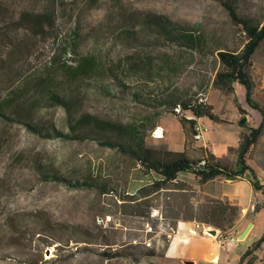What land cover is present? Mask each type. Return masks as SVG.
Instances as JSON below:
<instances>
[{
  "label": "rangeland",
  "instance_id": "rangeland-1",
  "mask_svg": "<svg viewBox=\"0 0 264 264\" xmlns=\"http://www.w3.org/2000/svg\"><path fill=\"white\" fill-rule=\"evenodd\" d=\"M46 8L54 9L57 19L55 29L42 35L39 27L49 25L43 17ZM24 9L35 12L26 16L21 12ZM237 10L264 17V0H239ZM125 20L129 27L124 33ZM120 35L132 39L120 43L116 38ZM242 35L216 0H0V91L15 85L18 77L38 72L55 53L74 42L83 51L77 58L102 48L106 51L104 66L134 79L126 80L127 85L118 78L107 79L114 95L88 84L80 103L73 102L80 93L70 86L71 99L61 98L57 91L49 92L52 86L47 83L48 92H40L32 108H46L33 120L42 124L52 119L50 135L37 136L26 125L0 119V264H158V256L148 258L140 252L147 249L148 241L161 253L167 228L158 234L145 232L149 219L122 215L109 195L40 180L33 167L51 162L65 174L79 175L77 170L89 161L120 182L131 161L117 148L128 145L136 134H143L149 147L183 150L192 158L207 149L223 165L233 167L234 148L240 132L246 130L239 119L245 115L247 125L254 120L258 124L261 115L252 108L244 114L238 110L237 105L248 106L242 85L234 84L231 92L213 86L215 73L222 68L215 46L221 43L229 50L237 49ZM117 54L121 61H112L110 56ZM180 64L183 67L178 69ZM263 65L264 40L251 67L257 82L252 96L264 106V89L258 84ZM170 75L171 81L167 80ZM199 101L210 107L214 120L193 114ZM186 118L198 119L203 126L200 140L193 139L189 123L182 126ZM58 125L67 135H59ZM249 163L264 183V135L252 147ZM143 176L131 174L130 191ZM180 181L190 187L181 193L192 204L205 202L208 195L190 175ZM208 186L218 194L231 184L215 180ZM164 193L154 199L160 211ZM105 215L119 224H97L95 217ZM252 219L248 238L238 239L244 250L264 232V205ZM94 227H101L113 240L83 241L84 231H97ZM103 251L123 255L105 258ZM249 263L250 257L245 264Z\"/></svg>",
  "mask_w": 264,
  "mask_h": 264
},
{
  "label": "trees",
  "instance_id": "trees-1",
  "mask_svg": "<svg viewBox=\"0 0 264 264\" xmlns=\"http://www.w3.org/2000/svg\"><path fill=\"white\" fill-rule=\"evenodd\" d=\"M228 13L232 25L243 33L241 45L237 49L229 50L221 43L215 46L217 55L222 64V68L215 73L213 86L223 92L234 90V84H240L244 88V101L252 109L257 110L261 119L256 125H247V120L239 123L246 126V130L241 131L238 138L237 146L234 148L236 161L233 167L223 165L220 160L207 149H203V154L198 158H192L183 150L176 151L167 148H154L146 145L143 134L134 135L129 144L117 148V152L124 155L131 165L124 170V180L113 181L108 173H103L100 164L98 169L89 163L83 169L77 170L79 175H68L61 171L60 167L51 162L37 164L33 167V172L43 181H55L62 183L69 189H93L98 195H109L113 199L112 204L116 211L122 215L135 216L149 219V213L154 207V199L164 191V202L160 211L164 217V227L167 230L174 227L178 219L195 220L206 226L214 227L218 234L226 237L234 234L233 230L240 215V209L237 204L231 202L226 197L209 195L205 202L197 205L192 204L185 193L181 190H188L190 187L180 181L182 176L190 175L194 182L203 183L215 177L234 180L239 177L247 178L254 191H259L264 196V183L260 176L249 163L252 147L255 145L258 137L264 130V106L252 96V91L256 82L252 77V57L264 40V17L257 18L248 14H240L237 10L239 0H216ZM62 3V1H61ZM43 9V17L48 21L46 27H39L42 35L47 31L52 32L55 29L57 14L54 9ZM54 10V11H53ZM23 15L32 16L35 11L22 10ZM20 12V13H21ZM38 10L37 13H41ZM130 14H127L129 17ZM126 21V20H125ZM190 24V23H188ZM122 26V32L128 29L127 21ZM77 35V33H74ZM126 38L116 37L120 43L132 39L130 35ZM13 50V49H12ZM83 52L78 49L76 42L72 43L69 48H64L63 52L55 53L51 59L32 75L26 78L18 77L15 85L10 86L5 91H0V119L6 122H16L31 128L32 133L40 135H50V126L52 119H46L45 123H36L33 119L41 117L40 109L32 108V104L39 99L40 92H48L46 84L50 83L52 89L50 93L57 91L61 98H70L67 87L70 86L75 92L80 93L73 102L80 103L84 92L88 89V84L98 85L105 95H114L107 79L118 78L123 85H127L126 80H134L131 76H119L116 72L103 65V57L106 51L102 48L85 51V57H78V53ZM12 53V52H11ZM123 54V53H121ZM121 54L110 56L113 61L120 62ZM180 69L182 64L178 66ZM98 70V71H97ZM99 75L98 79L94 78ZM173 75L167 77L171 81ZM38 85V86H36ZM129 85H131L129 83ZM236 100V99H235ZM45 105V104H44ZM196 109L193 112L195 116L207 115L212 120L216 117L211 113L210 107L204 102H197ZM241 113L244 109L237 105ZM194 119H183L181 124L185 128L187 123L192 127ZM32 125V126H31ZM34 125V126H33ZM58 125L56 131L61 137L67 133ZM62 139V138H60ZM202 157L204 163H201ZM131 168V169H130ZM131 174L135 177L144 175L137 186L131 188L129 180ZM129 177L127 178V176ZM259 209L257 205L255 211ZM153 225L159 226L158 220L153 219ZM97 231H84L85 242H97L102 240L103 243L111 242L113 239L110 235L102 233L101 227H94ZM159 229V228H157ZM114 236V235H113ZM264 241V232L255 239L250 246L243 252L240 259L249 256L254 250L258 249ZM147 249L140 252L144 257L163 256L155 248L154 243H149ZM165 247V246H164ZM163 247V249H164ZM102 255L105 258L123 255L120 251L106 252Z\"/></svg>",
  "mask_w": 264,
  "mask_h": 264
},
{
  "label": "crops",
  "instance_id": "crops-1",
  "mask_svg": "<svg viewBox=\"0 0 264 264\" xmlns=\"http://www.w3.org/2000/svg\"><path fill=\"white\" fill-rule=\"evenodd\" d=\"M261 74L260 81H258L260 90L264 89V65L261 68ZM241 108L244 109L245 113H250L251 108L249 106L241 105ZM255 121L252 125H256ZM263 135L264 130L261 133V136ZM215 180L229 183L231 186L217 194L214 192L212 186H208L210 182ZM198 185L203 194L226 197L238 205L240 215L233 233L239 235L248 224H251L243 236L244 240H246L254 227L252 218L257 211H247L246 207L254 199L258 201L259 208L264 205L262 194L259 191H254L250 181L245 177H239L234 180L215 177ZM205 227V224L198 223L195 220L178 219L172 231L167 234L168 238L163 249V256L159 258L158 264H245L248 257H250L249 264H264V261H262V257H264V241L258 249L241 260L240 257L245 251L243 248L245 245L240 247L238 241L233 243L223 240L220 238L218 232L214 235L206 234L203 231ZM156 233L158 234L159 232ZM146 244L148 245L149 242L147 241ZM256 256L258 258H255Z\"/></svg>",
  "mask_w": 264,
  "mask_h": 264
},
{
  "label": "built area",
  "instance_id": "built-area-1",
  "mask_svg": "<svg viewBox=\"0 0 264 264\" xmlns=\"http://www.w3.org/2000/svg\"><path fill=\"white\" fill-rule=\"evenodd\" d=\"M176 111H179L178 109H176ZM194 126H193V139L195 140H200L202 138V129L203 126L201 125V123L198 121V119H194ZM201 163H204V158L202 157L201 159ZM258 204L257 200H251L249 202V204L246 207V210L248 211H254V209L256 208ZM153 219H156L159 221L160 225H159V229H155L154 225H153ZM95 220L97 222V224L102 225V226H117L119 223L117 222L116 219H113L112 216L110 215H105V216H96ZM211 226H206L205 229L203 230L206 234L211 235V233L209 232V228ZM164 217L162 216L160 210L158 208L152 207L149 213V220H147L145 222V226H144V231L145 232H160L162 229H164ZM172 231V228H170V230L166 231V234L170 233ZM218 232V231H217ZM220 236V235H219ZM221 239L223 240H227L233 243H236L238 241V237L236 234H230L226 237H222L220 236ZM262 261H264V257H262Z\"/></svg>",
  "mask_w": 264,
  "mask_h": 264
},
{
  "label": "water",
  "instance_id": "water-1",
  "mask_svg": "<svg viewBox=\"0 0 264 264\" xmlns=\"http://www.w3.org/2000/svg\"><path fill=\"white\" fill-rule=\"evenodd\" d=\"M244 120H245V115L242 116V117L239 119V123L243 122ZM250 226H251V224H248V225L245 227V229H244L241 233H239V235H238V238H239V239L243 238V236L246 234V232L248 231V229H249ZM208 230H209V232H210L211 234H216V232H217V229L214 228V227H210ZM48 252H49V250L47 249V250H46V253H48Z\"/></svg>",
  "mask_w": 264,
  "mask_h": 264
},
{
  "label": "bare ground",
  "instance_id": "bare-ground-1",
  "mask_svg": "<svg viewBox=\"0 0 264 264\" xmlns=\"http://www.w3.org/2000/svg\"><path fill=\"white\" fill-rule=\"evenodd\" d=\"M155 132H156V131H155ZM156 134H157V137L161 135V133H160L159 130H157V133H156ZM213 235H214V234H213Z\"/></svg>",
  "mask_w": 264,
  "mask_h": 264
}]
</instances>
